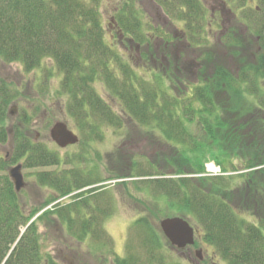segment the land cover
<instances>
[{
    "label": "trees",
    "instance_id": "1",
    "mask_svg": "<svg viewBox=\"0 0 264 264\" xmlns=\"http://www.w3.org/2000/svg\"><path fill=\"white\" fill-rule=\"evenodd\" d=\"M138 1L142 5L145 0H120L113 20L121 44L140 49L146 62L156 61L143 65L145 72L151 66L150 78L139 74L106 39L99 8L87 0H0V58L19 62L26 71L53 60L63 73L60 94L67 95L68 114L87 142L103 141L102 126L120 129L124 124L123 116L97 91L95 84L101 82L139 128L177 145L173 158L186 161L185 167L158 177L161 172L152 161L140 163L131 156L114 176L136 177L132 183L137 191L165 197L176 215L181 213L177 207L183 210L227 264H264V0H257L254 7L239 4L241 14L232 11L233 25L216 39L213 49L203 38L205 24L222 25L213 16L207 21L202 0H149L177 25H185L178 39L186 40L200 56L193 82L183 80L191 70L176 52L175 36L166 37L173 33L158 25L154 33L144 31L147 25ZM154 38L162 39L160 48ZM10 93L0 81V144L12 132L14 146L9 160L0 152V264H63L51 252H43L50 241L48 229L54 234L64 231L69 240L86 244L100 264H181L169 260L165 235L143 216L133 223L126 255L115 252L105 229L115 201L95 185L98 180L92 172L84 176L66 169L37 171L38 184L53 189V194L28 212L8 168L21 159L26 167L61 165L63 159L32 138L33 119L27 114L7 124L16 97ZM190 123L213 143L224 139L229 155H240L241 165L232 162L233 171L253 168L242 174L246 181L236 190L230 189L226 175L197 176L205 166L193 162L189 153L201 149L203 142L191 135ZM218 164L229 174L224 161ZM79 264L93 263L80 258Z\"/></svg>",
    "mask_w": 264,
    "mask_h": 264
},
{
    "label": "rangeland",
    "instance_id": "2",
    "mask_svg": "<svg viewBox=\"0 0 264 264\" xmlns=\"http://www.w3.org/2000/svg\"><path fill=\"white\" fill-rule=\"evenodd\" d=\"M202 1L208 9L207 21L209 22L211 16H213V18L215 17L222 25V27H219L212 24L210 27L209 24H205L203 38L207 39L208 47L212 49L216 45V39L233 25V13L237 15L241 14L239 4L244 3L247 7H254L257 3V0ZM87 2L99 8L106 39L111 44L113 43L115 48L132 63L139 74L145 77L148 76L149 78L152 77L153 72L148 73V71L152 65H155L156 61H144L140 49L136 50L134 45L132 47L130 46L131 49H129V47L119 42V33L116 29L117 26L114 24L113 16L120 0H87ZM139 6L144 11V13L141 12L143 23L147 25L144 27V31L154 33L153 27L155 28L158 25V27L168 32L173 31L177 36L184 35L183 26L185 25L179 22H177V25L176 22L172 21L170 17L165 14L161 6L154 2L151 3L149 0H145L144 3ZM177 27L180 30H178ZM212 28L213 30H211ZM163 29H160L163 32L161 36H164ZM167 36L172 37L174 35L167 33L166 37ZM181 40L182 41L178 42L176 52L180 59L188 62L187 65L191 70L190 77H188V79L184 78L183 80L185 82H188V80L193 82L197 80L196 73L199 66L197 59H200V56H198V52L195 51L196 49L192 50L190 48L186 40ZM154 42L156 43L155 46L158 48L161 47V38H157ZM201 46L204 47L203 45ZM147 64L151 66H149L147 72H145L143 70V65L148 67ZM188 67H186L185 70H187ZM62 78L63 73L58 71L55 62L50 59L45 60L43 65L38 69L26 71L19 62L8 63L0 58V81L7 85V89L11 92L10 94L16 95L9 106L10 118L7 124L12 125L20 121L22 115L27 114L33 119L30 125L32 138L42 142L50 150L59 153L63 159L61 165L26 167L23 159L10 165L8 173L13 166L18 164L22 166L26 185L19 194L27 211L29 212L33 207H37L42 201L53 194V189L38 184L35 175L37 171L66 169L76 173L79 172L84 176L92 172L95 174H92L94 179L98 180V183L95 185L102 186L101 190H103V192L111 193L115 201V210L106 220L105 229L111 235L114 242V250L118 255H126V242L133 237L131 235V229L137 218L142 216L146 217L155 227L159 228L162 219L172 216H182L187 219L191 225L196 227V243L188 245L185 248H177L172 245L167 238V241L164 239L169 260H178L181 264H227L216 252L215 247L205 241L202 227L194 221L193 218L187 217V215L182 212L183 210L177 207L181 213L176 215V212H174L175 214L172 213L173 209L171 211L167 207L168 200L165 197L149 190L146 192L137 191L132 183L136 181V177L121 176L119 178L118 176H114L115 174L120 175L123 163H125L124 161L126 160L127 163H130L131 156L140 163L152 161L155 166H157L159 172H161L158 177L173 172L175 167H185L186 161L184 162L178 156L173 158V155L176 154L178 150L176 147L177 145L173 147L171 143L165 142L159 134L149 133L139 128V125L122 111L119 100L112 97L101 82L95 84L97 91L123 116L124 124L120 129L112 128V126H102V130L105 132L103 141H85V136L82 135L78 126L68 114L67 95L60 94ZM57 121L66 122L69 128L79 135V142L65 148L59 147L50 136V129ZM188 127L191 135H195L200 142H203L201 149L189 153L192 161L202 166H205L207 162L211 163L213 161L218 164L219 161H224L225 166L228 168L226 171H228L229 174L223 175H226L225 179L228 180L227 182L230 189L236 190L237 187H240L241 184L246 181V177H242V174L253 170V168L233 171L230 168L232 162H235L238 166L241 165L240 155H229V145L224 139L221 140V144L213 143L204 135V132L196 123H190ZM12 135L13 133L11 132L8 139L0 144V152L2 156L8 160L14 156ZM180 147L190 149L187 144H183V146L180 145ZM239 152L240 151H237L236 153L239 154ZM246 156H248V154H246ZM191 170H193V168ZM210 175L222 176L220 173ZM124 181L128 182L127 187L124 185ZM90 199L95 203V199L91 196ZM46 208L47 207L44 209ZM174 210L176 211V209ZM239 211L242 213L245 212V219L255 222V219L250 213L242 211L241 209H239ZM36 216L33 219H35ZM40 227L41 229L45 228L43 224H40ZM46 231L50 235V241L46 242L43 252H51L52 255L57 257L63 264H79L80 258L87 259L93 264H100L94 257L95 252L92 253L89 251L86 244H79L69 240V237L64 231L57 234H54L51 229ZM134 243H136V241H134ZM198 249L202 250L201 259L196 253ZM105 257H107V259L110 258L109 255H105Z\"/></svg>",
    "mask_w": 264,
    "mask_h": 264
},
{
    "label": "water",
    "instance_id": "3",
    "mask_svg": "<svg viewBox=\"0 0 264 264\" xmlns=\"http://www.w3.org/2000/svg\"><path fill=\"white\" fill-rule=\"evenodd\" d=\"M50 136L56 144L65 148L79 142V136L64 121H57L50 129ZM9 175L20 192L26 185L21 164L13 166ZM160 228L170 243L177 248H185L195 243V228L182 216L166 217L160 221ZM198 257L202 258V250L196 251Z\"/></svg>",
    "mask_w": 264,
    "mask_h": 264
},
{
    "label": "built area",
    "instance_id": "4",
    "mask_svg": "<svg viewBox=\"0 0 264 264\" xmlns=\"http://www.w3.org/2000/svg\"><path fill=\"white\" fill-rule=\"evenodd\" d=\"M221 169L219 166L215 165L214 163H207L206 164V173L207 174H219Z\"/></svg>",
    "mask_w": 264,
    "mask_h": 264
},
{
    "label": "flooded vegetation",
    "instance_id": "5",
    "mask_svg": "<svg viewBox=\"0 0 264 264\" xmlns=\"http://www.w3.org/2000/svg\"><path fill=\"white\" fill-rule=\"evenodd\" d=\"M174 32H176V31H174ZM171 33H173V31H171ZM173 35L175 36V39H176L175 41L172 40L173 42H176L178 44L179 41H182V40L178 39V36L176 33H173ZM173 42H171V43H173Z\"/></svg>",
    "mask_w": 264,
    "mask_h": 264
}]
</instances>
